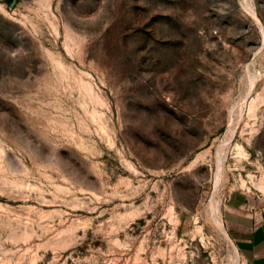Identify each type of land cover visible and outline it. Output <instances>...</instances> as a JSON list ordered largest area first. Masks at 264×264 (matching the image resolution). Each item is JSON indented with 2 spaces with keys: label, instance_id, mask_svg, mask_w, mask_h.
<instances>
[{
  "label": "rangeland",
  "instance_id": "rangeland-1",
  "mask_svg": "<svg viewBox=\"0 0 264 264\" xmlns=\"http://www.w3.org/2000/svg\"><path fill=\"white\" fill-rule=\"evenodd\" d=\"M234 190L264 197V0H0V264H246Z\"/></svg>",
  "mask_w": 264,
  "mask_h": 264
},
{
  "label": "crops",
  "instance_id": "crops-1",
  "mask_svg": "<svg viewBox=\"0 0 264 264\" xmlns=\"http://www.w3.org/2000/svg\"><path fill=\"white\" fill-rule=\"evenodd\" d=\"M223 224L246 264H264V197L234 190L221 206Z\"/></svg>",
  "mask_w": 264,
  "mask_h": 264
},
{
  "label": "bare ground",
  "instance_id": "bare-ground-1",
  "mask_svg": "<svg viewBox=\"0 0 264 264\" xmlns=\"http://www.w3.org/2000/svg\"><path fill=\"white\" fill-rule=\"evenodd\" d=\"M212 211H213V217L215 218V221L217 222V224L219 225V227L221 228V229H223V225H222V223H221V220H220V218H219V210H218V207H213V209H212ZM212 217V218H213ZM225 236H228L227 234H226V232H225ZM234 251H235V253L236 254H239L238 253V251H237V248L234 246Z\"/></svg>",
  "mask_w": 264,
  "mask_h": 264
}]
</instances>
